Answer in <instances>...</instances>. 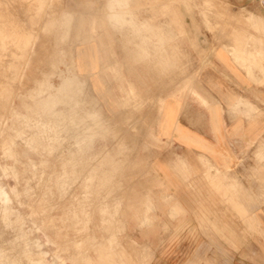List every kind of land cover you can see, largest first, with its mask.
Masks as SVG:
<instances>
[{"label":"rangeland","instance_id":"rangeland-1","mask_svg":"<svg viewBox=\"0 0 264 264\" xmlns=\"http://www.w3.org/2000/svg\"><path fill=\"white\" fill-rule=\"evenodd\" d=\"M41 1L0 0V264H120L128 219L144 206L147 218L151 203L169 200L158 190L138 192L156 184L150 162L139 159L148 148L125 115L112 112L103 93L105 64L128 29L152 23L143 16L164 1L141 0L136 18L134 0L108 2L106 15V0ZM231 3L165 5L182 11L185 37L189 25L212 30L232 20ZM255 15L247 8L235 19L244 18L264 39ZM210 163L209 176L220 174Z\"/></svg>","mask_w":264,"mask_h":264},{"label":"crops","instance_id":"crops-1","mask_svg":"<svg viewBox=\"0 0 264 264\" xmlns=\"http://www.w3.org/2000/svg\"><path fill=\"white\" fill-rule=\"evenodd\" d=\"M163 1L105 64L112 112L148 148L139 159L156 184L138 192L169 200L128 219L120 264H264V39L235 19L248 8L264 25L263 0H229L232 20L189 25L185 37L182 11ZM108 2L130 0H106L103 14ZM203 160L221 173L209 176Z\"/></svg>","mask_w":264,"mask_h":264},{"label":"bare ground","instance_id":"bare-ground-1","mask_svg":"<svg viewBox=\"0 0 264 264\" xmlns=\"http://www.w3.org/2000/svg\"><path fill=\"white\" fill-rule=\"evenodd\" d=\"M15 1H17V0H15ZM32 1V0H31ZM37 1H40V0H37ZM30 2V1H29ZM41 2H43V4H45V2H46V0H42ZM33 3V2H32ZM40 3V2H39ZM208 3V2H207ZM18 4V3H17ZM128 4H130V3H128ZM109 5H111V3L109 4ZM109 5L107 4L106 6H105V12H106V14H110V8H109ZM113 5V4H112ZM120 6V5H119ZM118 6V7H119ZM111 7H113V6H111ZM109 8V9H108ZM34 9V8H33ZM43 9V8H42ZM112 9V8H111ZM121 9H122V7H121ZM129 9V8H128ZM45 10V9H44ZM130 10H131V8H130ZM124 11V10H123ZM127 11V10H126ZM129 11V10H128ZM40 12V11H39ZM45 12V11H44ZM38 13V12H37ZM118 13V12H117ZM123 13V12H122ZM33 14H34V12H33ZM106 14H104V15H106ZM119 15V14H118ZM43 16V15H42ZM124 16V15H123ZM122 16V17H123ZM104 17V16H103ZM114 17H115V15H114ZM131 17V16H130ZM133 17V16H132ZM109 19V18H108ZM3 20V19H2ZM110 20V19H109ZM118 22V21H117ZM126 22V21H125ZM4 24V23H3ZM106 24H107V22H106ZM116 24V23H115ZM123 24H124V22H123ZM116 26V25H115ZM131 26V25H130ZM30 33V32H29ZM28 39V38H27ZM31 39V38H30ZM28 45V44H27ZM6 61V60H5ZM10 61V60H9ZM10 65V64H9ZM76 76V75H75ZM78 77L76 76V79H77ZM50 87V86H49ZM66 87V85H62L61 87H60V90H63L64 88ZM52 88H54V87H52ZM76 88H78V87H76ZM44 92V91H43ZM74 95V94H73ZM49 97V96H48ZM48 99V98H47ZM53 104V103H52ZM76 105V104H75ZM254 108V107H253ZM43 109V108H42ZM46 112V111H45ZM62 112V111H61ZM40 113V112H39ZM42 115V114H41ZM54 115V114H53ZM66 115V114H65ZM67 116V115H66ZM75 120V119H74ZM70 121H71V119H70ZM42 124V123H41ZM75 126V125H74ZM44 133V132H43ZM44 136V135H43ZM62 136V135H61ZM14 139V138H13ZM71 143V142H70ZM36 166V165H35ZM15 175H16V173H15ZM16 176H18V175H16ZM41 178V177H40ZM42 179V178H41ZM43 180V179H42ZM34 184V183H33ZM35 189V188H34ZM4 191V190H3ZM1 192V191H0ZM6 192V191H5ZM1 194V193H0ZM4 195H5V193H4ZM6 196V195H5ZM0 197H3V193H2V196H0ZM6 198V197H5ZM4 198V201H6V199ZM9 199H7V201H8ZM0 201H3V199L1 198V200ZM10 201V200H9ZM2 203V202H1ZM7 202H5L4 203V205L6 204ZM3 204V203H2ZM1 205V204H0ZM1 207H3L2 205H1ZM1 207H0V209H1ZM7 210H8V208H7ZM3 211H5V210H3ZM13 211V210H12ZM12 211H11V213H12ZM3 213V212H2ZM7 212H5V213H3V218H4V214H6ZM18 213V212H17ZM10 214V213H9ZM14 214V213H13ZM6 215H8V214H6ZM5 215V216H6ZM1 216V215H0ZM12 215H10V216H8L7 218L10 220V218L12 219V217H11ZM15 217V216H14ZM16 217L17 218H20V216L18 215V214H16ZM5 219V218H4ZM15 219V218H14ZM13 219V220H14ZM19 220V219H18ZM7 221V220H6ZM5 222V221H4ZM18 223V222H17ZM23 228V227H22ZM22 232V231H21ZM24 234H25V232H24ZM29 244V243H28ZM27 245V244H26ZM29 248V247H28ZM43 262V261H42ZM35 263V262H34Z\"/></svg>","mask_w":264,"mask_h":264}]
</instances>
